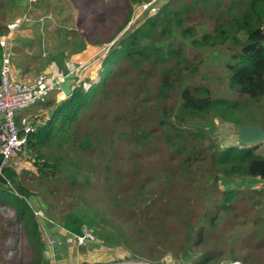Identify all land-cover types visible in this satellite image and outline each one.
<instances>
[{
    "label": "rangeland",
    "instance_id": "obj_1",
    "mask_svg": "<svg viewBox=\"0 0 264 264\" xmlns=\"http://www.w3.org/2000/svg\"><path fill=\"white\" fill-rule=\"evenodd\" d=\"M26 1H15L11 11L7 6L0 9V27L17 18L24 11ZM177 1L35 0L30 12L32 19L50 14L51 21L44 24L43 34L34 21L32 25L35 27L21 26L24 30L29 28L32 36L37 37L38 47L44 43L46 51L56 53V58L68 57L64 62L75 67V74L71 75L73 70L68 71L66 68V74L60 76L63 79L73 77V89L81 87L88 90L89 82L98 81L99 70L100 78L127 68L128 65H120L108 73L109 67H103L102 61L111 51V46L117 48L114 42L134 33L137 28L147 26L148 22L142 19L155 17L160 12L157 13L159 7L172 9ZM16 2L21 8L16 9ZM225 2L221 0V3ZM71 13L75 16L72 20ZM177 14L178 11L172 16ZM196 23L199 24L194 14L190 13L184 25L173 27L171 35L160 32L159 28L154 29L147 42L151 45L152 38H160L163 44L173 42V55L184 50L189 69H198L197 73L191 75L192 85L207 86L213 97L244 101L228 89L220 65L222 62L217 61L216 55L196 57L198 51L189 46L188 41H184L180 27L196 28ZM167 26L171 27V24ZM73 28L75 30H71ZM39 36H42V40L38 39ZM112 38L113 41L109 42ZM87 44L93 48L87 47ZM154 44L158 46L161 42ZM227 46L236 49L232 43ZM31 47L36 48L35 44ZM83 50H86L89 58L81 55ZM200 59L203 61L200 62ZM163 63L151 55L140 70L136 71L132 67L127 69L121 80L107 93L108 99L100 97L84 114L85 121L78 129L79 134L70 146H65V150L66 158L78 162L81 168L76 176L77 181L86 180L87 186L72 184L70 170L56 181L37 175L31 165L34 159L26 158V145L16 154L18 165L15 170L20 174L21 183L32 190L49 188L46 193L35 191V195L28 199L30 207L34 211L43 209L44 212L36 213L40 224L52 221L62 226L68 216H80L84 228L96 238V242L84 250L86 256L96 260L93 262L95 264H105L106 260L111 259L116 261L107 264H121L124 261L125 264H201L206 257H215L211 264H264V197L249 191L262 189L264 182L257 177H233L231 183L227 184L230 187L224 191L210 173L208 161L192 163L189 156L183 162L174 161L179 152L164 145V128L158 125L168 118L170 122L166 123L167 127L176 122L174 110L179 105V96L178 91L173 90L162 93L168 96L165 100L155 97ZM174 63L175 60L166 63L170 64L169 68H173L174 72L185 66L183 63L174 67ZM254 105H257L258 119L262 121L263 100ZM162 108L168 109V112L163 114ZM96 112L93 118L92 114ZM119 118L124 123L122 127L117 125L116 120ZM213 120L217 121L215 134L222 140L227 137L223 145L235 146L236 140L228 136L229 123L225 119L221 121L211 115L203 117L202 123L206 124L208 136H213L210 125ZM155 127L157 134L143 140L142 133H149ZM139 132L141 134L138 136ZM157 137H161V140ZM206 140L205 137L203 143ZM77 141L80 144L76 146L74 143ZM260 153H264L263 149ZM134 160L141 162V168L136 169L139 185L132 189L136 176L133 173L135 166H132ZM104 165L108 166L107 171H103ZM228 193L232 194V197L227 196L231 200L222 199ZM115 196L120 197L117 202L113 199ZM92 207L102 212L104 218L99 215L95 217ZM9 212L8 209L0 211L3 216L9 215ZM105 225L107 229H102ZM104 230L118 231L126 237L113 233L105 236ZM12 231L13 227L9 232ZM40 237L42 243H46L47 236L42 231ZM10 245L19 246L20 251L8 255L6 252L8 247L11 248ZM53 249L57 250L55 247ZM8 256L24 264L31 262L35 254L32 249H28L25 238H12L8 242L0 241V264Z\"/></svg>",
    "mask_w": 264,
    "mask_h": 264
},
{
    "label": "trees",
    "instance_id": "obj_2",
    "mask_svg": "<svg viewBox=\"0 0 264 264\" xmlns=\"http://www.w3.org/2000/svg\"><path fill=\"white\" fill-rule=\"evenodd\" d=\"M11 1L8 3L0 1V9L5 6H14L15 0ZM225 1L227 2L221 3V0L183 2L178 0L172 9L166 10L167 6L159 7L157 13L160 12L155 17L143 18L142 21L148 22L147 26L137 28L134 33L116 40L114 43L117 48L111 46V51L106 54L102 65L109 67L108 73L111 70H116L120 65H128L127 68L119 69L117 74L113 75V71L112 74L109 73L108 76L100 78L101 70H99L98 81L96 80L97 82L94 81L92 84L89 82L88 88L90 87V89L86 90L81 87L72 89L71 95L59 103L56 114L50 116L43 123L39 121V118L35 120L37 128L27 135L25 149L26 158L34 159L31 165L35 168V173L47 177L50 181H56L61 178L63 173L67 175L70 170V174L73 176L72 184L79 187L87 186L86 180L77 181L76 176L81 168L78 162L66 158L65 146H70L77 137L78 129L84 123L82 121H85L84 114L93 107L97 99L103 97L107 100L109 97L107 93L117 81L121 80L127 69L132 67L136 71L140 70L142 65L153 55L154 59L164 62L162 74L158 75L161 81L158 84L155 97L165 100L168 96L162 93L167 91L170 93L173 90L178 91L179 96V105L174 110L177 116L176 122L170 123L167 127L166 123L170 122V118H168L165 122L160 121L158 125V127L163 126L164 128V145L171 146L179 152L174 161L183 162L188 156L192 163L208 161L210 173L217 179L219 188L224 191L230 187H227V184L231 183L233 177L237 179L257 177L264 182V154L260 155L255 152L258 145L243 146L241 149H237L236 145L222 146L219 135L215 134L217 121L213 120L210 123L213 136H208L206 124L202 123L203 117L211 115L218 117L221 121L225 119L229 124L255 125L257 124L255 121L258 119V111L257 105L254 103L263 100L264 105V0ZM176 11L178 14L172 16ZM190 13L194 14L199 24L196 23V28L192 26L180 27L181 35L185 38L184 41H188L189 46L198 51L196 57H209L210 54H215L217 61L222 62L220 65L226 77L228 89L233 91L238 98H243L244 101L213 97L207 86L192 85L191 75L197 73L198 69H189L185 62L184 50L181 48H179L181 49L179 52H176L178 54L173 55L175 53L171 48L175 45L173 42L163 44L160 38H152L151 45L148 44L147 40L154 29L159 28L160 32L171 35L173 27L184 25ZM70 16H73L72 13ZM168 24H171V27L167 26ZM1 28L2 25L0 27L2 35L6 31V24L2 30ZM113 38L109 42H112ZM155 42H161V44L157 46L154 44ZM229 43H232L236 49L228 47ZM254 43L258 44L251 49H246L249 44ZM222 56H225V59H222ZM171 60H175L174 67L183 63L185 66L182 70L174 72L173 68H169L170 64H166ZM199 61L202 62L203 59ZM218 67L220 68V66ZM158 105H160L159 102ZM129 107L131 111V105ZM161 111L165 114L168 109L162 108ZM96 114L97 112L92 114V117L94 118ZM116 122L120 127L124 125L120 118ZM157 131V127L151 128L149 133H142V139H149L157 134ZM132 133L133 129L130 135ZM140 134L139 132L137 135ZM205 137L207 142L203 143ZM157 139L161 140V137H157ZM74 144L77 146L80 142L77 141ZM84 144L86 146V142ZM132 166H135V172H133L136 174L135 186L132 187L135 189L139 185V175L136 169L141 168V162L134 160ZM107 170L108 166L104 165L103 171ZM2 174L7 183H0V211L8 209L10 212L7 216L0 213V220H2L0 222V241L8 242L12 238H25L28 249L33 250L35 257L31 262H24V264H46L42 256L46 245L42 243L40 237V218L30 207L28 199L35 195V191L46 193L49 188L32 190L24 186L19 179L18 170L12 168H4ZM249 191H254L257 195L264 197V186L262 189ZM227 196L232 197V194L228 193L222 199L230 201L231 199H228ZM95 198L99 199L98 196ZM113 199L117 202L120 197L115 196ZM122 209L119 208V210ZM92 210L95 217L99 215L104 218L103 213L99 212L97 208L92 207ZM41 211L44 212L42 208ZM11 227H13V231L10 233ZM83 227L84 223L77 215L68 216L62 223L64 231L73 235H79ZM102 229H107L106 225ZM111 233L118 234L122 238L126 237L125 234L118 231L104 230L103 232L105 236H109ZM19 251V246L12 245L11 248L8 247L6 253L9 255ZM21 255L22 251L18 256ZM206 258L202 260L204 262L201 264H211L215 260V257ZM132 259L135 260V258ZM115 261L111 259L106 260L105 263ZM14 263L22 264L13 256H8L3 261V264Z\"/></svg>",
    "mask_w": 264,
    "mask_h": 264
},
{
    "label": "crops",
    "instance_id": "obj_3",
    "mask_svg": "<svg viewBox=\"0 0 264 264\" xmlns=\"http://www.w3.org/2000/svg\"><path fill=\"white\" fill-rule=\"evenodd\" d=\"M15 1H18V0H15ZM34 2L35 0L31 2L32 7H33ZM27 4H28V0L25 2V7L27 6ZM13 7L14 6L12 7L7 6L9 11H11ZM18 8H19V4H18V7H16V9ZM26 9L20 15H22L26 11ZM74 17L75 16H71V20ZM48 20L36 21L31 18L30 21L27 23H24L23 26L25 25L29 26L34 23L35 26H38V28L41 30V33L43 34L46 22L48 23L51 21V20L50 21ZM23 26L19 27V31L15 35L14 43L12 45L13 50L11 49V65L13 69L15 70V72L19 75V77L22 80H26V81L31 80L37 74H40V73H44L50 78H55L56 76L66 74L67 69L68 71L73 70L71 75L75 74V67L70 66L68 64L66 65L64 62L65 60H68V57L61 58L60 56H58V58H56V53L51 54L49 51L48 52L46 51V45L44 43L39 44V47H38L37 37L32 36L33 34L31 30H29V28L24 30ZM71 30H75V29L73 28ZM38 39L42 40V36H39ZM87 43L93 44L91 42H87ZM32 44H35L36 48L31 47ZM87 47L93 48L91 45H88V44H87ZM81 53H82L81 55L85 56L86 58H89V56L86 55V50H83ZM0 63H1V48H0ZM66 63L68 62L66 61ZM64 69L65 71H63ZM64 79H74V78L65 77ZM73 85L71 87L72 89H73ZM65 98L66 97L63 96V94L61 93L58 87L52 89L51 91L47 92L43 96L42 100L37 102V104L19 110L15 116L16 123L19 126H21L24 122L28 120L31 122L33 126L37 127V125L35 124L37 121L35 120L39 118V121L43 122V121H46L53 114H56L59 103ZM1 121H2V116L0 115V123ZM255 122L257 124H255L254 126H257L261 128L262 130H264V119L262 121L259 119H256ZM228 126L230 130V134L228 136L233 137L235 139L234 135H232L233 132L231 130V124H228ZM226 138L227 137H225V140H222L220 138L222 146H225L222 143L224 141L226 142ZM258 147L260 150L263 149V152H264V142L258 144ZM260 150L257 151L256 149L255 152H257L260 155H263L264 153H260ZM34 212L40 213L42 211L38 210ZM40 229L44 236L58 239L62 242V245L55 247L57 250H54L52 248L46 251L45 253H43V257L45 259L46 264H77V263L87 264V263H93L96 261V260L90 259L88 256H86V254H84V250L88 249L93 244H88L85 247H76L71 237H70L71 241L68 243L67 238L71 236V234L68 235L69 233L64 231L61 225L55 224L52 221H47L45 223L40 224Z\"/></svg>",
    "mask_w": 264,
    "mask_h": 264
},
{
    "label": "built area",
    "instance_id": "obj_4",
    "mask_svg": "<svg viewBox=\"0 0 264 264\" xmlns=\"http://www.w3.org/2000/svg\"><path fill=\"white\" fill-rule=\"evenodd\" d=\"M32 1L28 0L27 9L22 15L6 24V31L0 36V115L2 116L0 123V170L17 168L18 163L15 156L26 145L27 135L34 131V126L28 120L19 126L15 120L16 113L21 109L37 104L47 92L56 88L59 81L63 79V76L50 78L46 74L40 73L31 80H22L11 65V49L14 38L19 31V27L32 18L30 16L33 9ZM48 19H51L50 14L41 16L36 21ZM241 148H243V145L237 144V149ZM45 238L46 248L43 253L53 247L62 245V242L58 239L48 236ZM71 239L76 247H85L93 243L96 238L91 231L83 227L79 235L71 234ZM125 263L124 261L121 264Z\"/></svg>",
    "mask_w": 264,
    "mask_h": 264
},
{
    "label": "water",
    "instance_id": "obj_5",
    "mask_svg": "<svg viewBox=\"0 0 264 264\" xmlns=\"http://www.w3.org/2000/svg\"><path fill=\"white\" fill-rule=\"evenodd\" d=\"M258 43L249 44L246 49H251ZM74 83V79H61L58 83V88L64 97H68L71 95L72 85ZM231 130L235 137L236 143L243 146H255L262 142H264V130L254 125H242V124H231ZM0 183L6 184L7 180L2 174V170H0ZM70 235V233L68 234ZM71 236L67 238V242L71 241Z\"/></svg>",
    "mask_w": 264,
    "mask_h": 264
},
{
    "label": "clouds",
    "instance_id": "obj_6",
    "mask_svg": "<svg viewBox=\"0 0 264 264\" xmlns=\"http://www.w3.org/2000/svg\"><path fill=\"white\" fill-rule=\"evenodd\" d=\"M236 146H237V144H236Z\"/></svg>",
    "mask_w": 264,
    "mask_h": 264
}]
</instances>
